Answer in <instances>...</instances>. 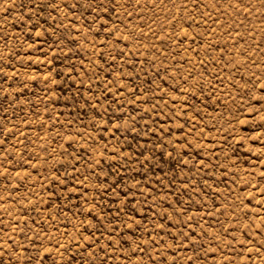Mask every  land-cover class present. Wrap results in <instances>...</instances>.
<instances>
[{"label": "rangeland", "instance_id": "374dc122", "mask_svg": "<svg viewBox=\"0 0 264 264\" xmlns=\"http://www.w3.org/2000/svg\"><path fill=\"white\" fill-rule=\"evenodd\" d=\"M0 264H264V0H0Z\"/></svg>", "mask_w": 264, "mask_h": 264}]
</instances>
